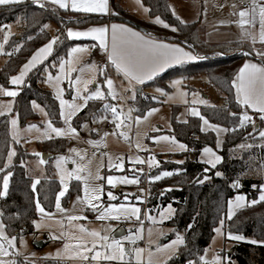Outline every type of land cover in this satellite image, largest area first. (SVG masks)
<instances>
[{
	"label": "trees",
	"instance_id": "1",
	"mask_svg": "<svg viewBox=\"0 0 264 264\" xmlns=\"http://www.w3.org/2000/svg\"><path fill=\"white\" fill-rule=\"evenodd\" d=\"M110 2L112 21L126 23L143 32L156 35L170 32L168 35L172 37H163L185 44L204 57L197 62L167 70L145 84L144 88L157 87L168 92L169 81L175 77L187 79L203 76L210 86L219 90L223 100L228 101L226 109L220 105L201 108L202 117L228 130L219 152L222 161L215 168L198 161V156L204 147H215V134L201 131L200 117H189L185 122H178L173 117L171 134L177 141L187 146V151L168 154L166 158L159 155L158 166L149 173V176L159 175L164 171L173 173L158 181H151L147 200L150 210L171 204L175 213L167 225L185 235V243L180 246L168 264H187L190 260L199 263V257L209 247L215 235L214 229L226 216L227 202L237 194L245 195L249 201L257 200L261 185H264V175L259 179L249 176L248 161L251 153L244 151L239 155L245 146L255 143L252 129H256V133L260 131L264 119H260L257 127L256 124L240 126L243 108L237 102L235 89L231 85L244 60L249 57L237 52L243 49L253 54L251 47L242 41L208 43L198 22L183 23L172 13L171 0H141L148 8L151 18L160 17L169 27L137 19L123 7L122 0H110ZM71 19L75 20L68 21ZM104 21H107L106 16H85L60 9H43L30 1L0 7V42L1 31L7 24H19V28L24 25L21 32L12 35L5 45L8 58L5 65L0 68V84L4 87H9L10 78L19 72L35 51L50 41L51 35L44 26L51 22L58 27V39L51 56L29 74L21 93L15 99L14 113L18 115L21 126L38 121V116L32 109V101L45 108L52 123L61 124L59 103L52 92L43 86L45 74L47 71L55 73L57 65L77 43L68 39L66 27L85 28ZM173 28L176 31H173ZM106 102L113 103L109 97L103 100H89L84 110L74 118L75 127L80 128L83 123L91 122L101 115L105 110L103 106ZM159 104L158 100H154L150 94L142 91L134 101L136 114H143ZM11 141L8 117H2L0 118V168H4V171L0 172V189H2L3 176L8 172L12 175L9 177L7 194L0 197V218L7 234L19 237L33 232V221L37 218L35 206L37 198L45 210L54 209L60 185L50 161L53 155L66 151L68 142L65 139H51L39 144L40 151L51 157L46 162V175L39 180L34 192L33 179L28 175L24 164L35 156L18 145L14 163L5 168ZM260 152L259 156H262L259 158L262 162L264 147ZM180 161L183 163H178ZM205 168L208 169L207 172L204 171ZM216 172H220L221 175L217 176ZM205 176L208 179H204ZM233 182H238L239 186L233 187ZM193 221L195 223L192 225ZM228 232L243 235L251 240H264V201L238 210L235 216L225 223V233ZM228 257L237 264H264V244L234 243L228 252Z\"/></svg>",
	"mask_w": 264,
	"mask_h": 264
},
{
	"label": "rangeland",
	"instance_id": "2",
	"mask_svg": "<svg viewBox=\"0 0 264 264\" xmlns=\"http://www.w3.org/2000/svg\"><path fill=\"white\" fill-rule=\"evenodd\" d=\"M240 1L241 0H171L170 5L172 13L179 20L183 21V23L198 22L205 34V40L208 43H210L211 41H242L249 44L252 53L264 61V43L260 42L258 39V33L260 31L259 19L257 18L254 27L250 25H244L242 29V27L237 23V21L239 20V16L236 14L238 13V5ZM258 2H261V0H258ZM122 3L123 7L133 16L134 14L132 12L137 11L138 8L142 10H145L147 8L143 5L141 0H139V2H137V0H122ZM233 5H235V7H233ZM46 25L47 27L44 28L47 32L50 33L51 38L56 37V31L58 29L57 25L51 22L47 23ZM157 25L163 26V24ZM17 26L19 27V24H7L5 26V28H7V33L5 34V36H7V41L12 35H17L19 32H21L24 25H21L20 28H17ZM245 32H252L253 34L257 35L256 42L253 43L252 39L244 34ZM168 33L170 32L160 33L159 36L172 37L171 35H168ZM5 36L0 42V44L3 45V49L0 50V68L4 65L6 59L8 58V54L5 51V45L7 43L5 42ZM17 49L18 47H16V50ZM258 53H260V55H258ZM237 54L248 56L249 52L241 49L237 52ZM77 56L78 59L73 65V67H75L77 71L71 72L69 77L73 81V83L69 84V78H66L65 81L60 83V88L63 89L62 98L69 103L83 104L84 101L81 99V97L90 95L92 92L96 91L97 87H99L100 90L105 93V97L109 96L108 88L104 81L106 78H111L114 82L113 87L117 93V98L113 99L111 96H109L113 100V103H106L117 106L118 111H123V113L130 116V119L125 121L126 124L130 125V128L125 129L122 127L120 129H116L115 124L112 120L111 112L106 110H104V112L96 119L92 120L91 122H85L81 125L80 128H77L73 123L74 118L84 110V108L86 107L85 106L79 112H77L70 121L71 126L77 130V133L75 135L67 134L62 137H57L55 133H49L52 137L51 139H65L68 142V146L64 153L52 156L50 165L52 166L55 177L59 182L60 191H62L64 187L61 184L60 171L56 167V160L60 156L71 157V159L68 160L64 165V167L68 171H71L78 165L83 167L84 171L80 174L85 177L87 176V173L89 171H91L93 175H95L97 170L99 171V175L105 178L109 175H128L131 177L135 169L142 168V173H135V175H138L140 178L139 185H117L115 188H113L106 183V179L90 181V183L93 184L104 185V195L102 196L101 200L105 205L109 203H126L138 206L141 209L140 221H136L135 218H133L132 220L122 219L120 221L97 220L95 217L98 213L90 210L85 206H82L77 202V197L83 196L84 181L77 180L74 177L71 179L65 177L68 188L65 192V195L63 197H60V204L61 207L66 209L67 211L65 213H60L57 211L54 205L53 210H45L46 213L52 214L51 218H42L41 214L36 211L37 218L35 221L41 223L43 226L37 229L34 225L32 233L15 237L16 239L14 248H10L7 242L4 241V246L5 248H8L9 255L0 257V259L15 261L16 264H49L48 262H52L50 264H127V261H83L80 259L71 258V252L64 251V244L70 243L72 241H69L67 237L62 236V232H76V229L69 227L67 216L82 215L86 216L87 219L73 221L72 223L82 224L89 229L97 230L106 229L110 225L112 231L108 234L116 239L134 234L138 229L142 228V232H140L142 238L137 239L134 244L130 243L127 240L122 241L125 249L129 252H131L132 249L136 247L144 249L142 259L139 264H148L149 252L152 253V264H168L169 261L174 257V255L178 252L180 246H182L184 243L175 245L174 251L171 247L164 251H157V248L164 245H170L171 241L176 239L177 234L182 236L184 239V234L175 231L172 227L167 225V222L174 216L175 211L170 215L169 218L164 219L161 222L160 212L166 209L171 204L167 206H159L152 210H150L147 206L149 187L151 183V181H149L148 179L149 173L151 172V170L155 169L158 166L152 165L151 167H149L148 160L149 157H154L158 162L159 155H163L164 158H166V155L168 154L170 155L183 153L186 152L187 149L182 150L178 147H174L168 141H154L152 138L164 136L174 137L171 134L173 117H175L178 122H185L189 117H195L194 115H192V109H196L200 114V107H208L206 105L221 106V103H223V99L219 96L220 92L213 86L207 87L206 84H199L197 78H192L190 82L185 83L182 77H175L169 81L168 85L170 87V90L168 92L157 87H155L154 89H152L153 87L144 89L145 92L152 93L154 95V99L158 100L160 104L149 108L143 114L133 115L131 106H135L134 101L137 97L139 88L131 87L126 84L123 85L120 80H114L110 75H108L106 71H102L103 74H101L100 71H97L95 73V79H92L93 73L88 69L87 66L94 64L96 68L100 70L99 64L103 61V59L92 53V50L90 49L83 54H77ZM82 67L84 68L83 72L79 71V69ZM58 69L59 64L56 67L55 73L47 71V73L45 74L43 86L46 89H49L46 84V80L49 74L54 77L57 74ZM77 77H80L81 81L91 80V83H87L86 90L83 83L79 85L75 83ZM203 78L206 79V77ZM174 81H180V83L174 84ZM23 85L24 82L21 85H10V87L8 88L14 91H19ZM78 87L81 89L79 96H77L76 91ZM193 87H195L196 89H190ZM158 89L162 91H158ZM51 91L53 92V90ZM53 93L56 96V90H54ZM205 95H208L209 97L208 102H206L207 99H204ZM0 101H12V111L10 113L0 115V118L8 117L9 133L12 140L9 151L11 150L15 153V155L12 157L11 163L8 164V167H10L14 163V159L17 154V146L21 145L30 154L35 156L24 164L28 175L33 179V182L44 178L46 175L47 166L45 162H40L41 156L44 153L40 151L39 144L51 140L43 135L44 131L47 128L46 122L50 120L48 114L47 116L44 115V112H46L45 108L37 102L36 104L40 106L39 108H34L32 105L33 111L38 116V121L36 123L29 124L36 125L37 128L29 129V125L21 126L18 115L14 113L15 97L13 98L0 95ZM58 103L60 106V102ZM153 108L157 109V111L153 112L151 115H148L149 110ZM41 109H43L44 112H42ZM247 114L249 117H251V119L255 116L256 119H259V121L262 115L251 113L248 111ZM138 116L141 117V122L139 123V125H137V123L135 122V118ZM145 116H147V119H144ZM104 117H107V119H105ZM13 118H16L18 120L16 139H13V127L11 125V120ZM245 123H247V121ZM52 124L54 127L65 129L67 128V125L64 123V120L62 118L60 125H55L54 123ZM253 125L255 126V123ZM108 127H111L112 132L117 134L113 135L112 133L111 135H109L106 131ZM252 130L254 133L255 143L245 146L242 149L243 151L241 150L239 155H242L244 151H248L251 153L248 161L250 166L249 176L259 179L264 175V160L261 162L259 158L262 156H259L261 153L260 150L262 149V147H264V137H261L259 133L261 131H264V125L257 133L255 131L256 129L253 128ZM121 131H126L128 139H124L119 136V132ZM106 133L108 135H105ZM90 142L96 143L93 144ZM177 142L181 143L179 141ZM137 143H140L141 148L136 147ZM213 148H217V146ZM70 149H76V152H70ZM98 149L103 151L104 155L101 156L97 154L96 151ZM37 153L41 155L38 156ZM77 153H79V155H77ZM118 155H122L124 157L123 170L109 168V156L113 158V163H117L118 161H116L115 157H117ZM137 156L140 157L144 161V163L133 164L129 161V157ZM73 160H75L76 163H73ZM257 161L260 162L257 163ZM7 163L8 155L5 164ZM260 165L261 167H259ZM140 189H144V191L141 192ZM108 191H112L114 195H116L117 200L109 201L107 197ZM125 193L129 194L128 200L126 201L123 198V194ZM137 196L142 197V199L137 200ZM82 207L84 208L83 211H81ZM171 207L172 209H174L172 205ZM149 215L155 217V222L147 218ZM224 220L225 218L223 219V221ZM0 222H2L1 218ZM218 227H221V225L219 224ZM4 232L7 237H13L7 234L5 227ZM221 232L223 233L222 235H219L215 232V235L209 247L205 249L202 256H205L206 259L211 260L215 255H220L221 257H227V260L223 261V264H237L235 261H232L228 257V252H230L233 243L228 239H225L227 236V234L225 233V229L223 230L221 228ZM77 234L79 233L77 232ZM132 255L134 257V253H132ZM130 264H138V262L133 258L131 259ZM195 264H201V262L199 261V263Z\"/></svg>",
	"mask_w": 264,
	"mask_h": 264
},
{
	"label": "snow or ice",
	"instance_id": "3",
	"mask_svg": "<svg viewBox=\"0 0 264 264\" xmlns=\"http://www.w3.org/2000/svg\"><path fill=\"white\" fill-rule=\"evenodd\" d=\"M19 0H0V5H9L13 3H18ZM34 2L41 8L44 7V4L41 0H34ZM52 4L58 5L62 9H68L71 7L73 11L83 12V13H102L107 14L109 11L108 8V0H50ZM139 2V0H137ZM235 7V5H233ZM145 11H148L145 9ZM239 20L237 23L242 27L244 25L255 26L257 18L259 19L260 31L258 33V39L260 42L264 43V3L258 2V0H253L252 7L241 9L238 13ZM183 22V21H181ZM155 23L163 24L164 27H169V25L165 24L164 21L160 19V17L155 18ZM44 27H47L45 25ZM176 31L175 28L172 29ZM109 33H110V43H109ZM249 38L252 39L253 43L257 40V35L252 32H245ZM68 38H82V37H90L93 40L99 41V46L103 50L108 53V60L112 65L115 66L117 72L122 73L123 76L128 80L129 86L133 84V82L137 84H143L146 80L153 79L159 72H162L164 69L176 65L181 64L186 61H195L200 59V57L193 55V53L189 51H185L184 48L175 45L164 43L162 41H157L155 39L146 38L145 35H142L140 32L135 31L134 29L124 25V24H111L97 26V27H89L84 31H74L72 29L67 30ZM58 38L53 37L49 43L45 44L41 48H39L31 58L22 66L21 71L18 75L12 76L10 78V83L12 85H21L24 82V77L27 73L34 68L37 64L41 63L53 50V44L56 42ZM5 42H7V36H5ZM3 49V45L0 44V50ZM18 50V49H17ZM87 47H73L68 52V59H62L60 62V74L55 77H52L49 74L48 80L49 82H54V86L56 87V96L60 102V116L64 120V123L67 125V128H59L54 127L51 120H48L47 128L44 131L43 135L51 139V135L49 133H55L57 137H62L67 134L75 135L77 130L71 126L72 117L79 112L83 107L86 106L87 101L90 99H105V93L100 90L99 87L96 88V91L92 92L90 95L82 96L81 99L84 101L83 104L77 103H69L65 101L63 96V89L59 87L62 79L69 78L71 72L77 71L73 65L76 63L78 56L76 54H83L87 52ZM260 55V53H258ZM65 65L68 66L67 71H65ZM88 69L93 73L92 79H95V73L100 71L103 74L102 70L96 68L94 64L88 65ZM79 71L83 72L84 68H80ZM73 81L69 78V84H72ZM75 83L77 85L83 83L86 85L87 83H91V80L81 81L80 77L76 78ZM104 83H106L108 88V95L113 99L117 98V93L113 87L114 82L111 78H106ZM174 84H179L180 81H174ZM232 87L235 89V98L237 102L244 108H252L259 112L261 115V119H264V64H257L251 62H245L242 67L236 73L234 79L231 81ZM77 96L80 95L81 89L77 88ZM158 91H162L158 89ZM17 91L11 90L0 85V95L7 97H16ZM134 98V97H133ZM204 102V101H201ZM32 105L34 108H39L40 106L36 104L35 101H32ZM104 109L106 111H110L112 114V120L115 124L116 129L130 128V125L126 124L125 121L130 119L128 114L123 113V111H118L117 106L111 105L108 103L104 104ZM12 111V101L3 102L0 101V115H4L5 113H10ZM44 112L43 109H41ZM131 111V110H130ZM157 111V109H150L148 115H151L153 112ZM192 115L199 116V112L196 109H192ZM44 115L47 116V113L44 112ZM235 115V114H233ZM123 117V118H122ZM107 119V117H104ZM147 119V116L144 117ZM204 121L205 125H208V121L201 117ZM251 117L248 116L245 111L240 118V126L243 127L246 121H249ZM135 122L137 125L141 122V117H136ZM11 125L13 127V139L17 137V125L18 120L13 118L11 120ZM86 126V125H85ZM213 128V130L219 131H227V129H219L218 126L208 125ZM37 128L36 125H29V129ZM235 130V129H233ZM117 133H113L116 135ZM105 135H108L107 133ZM261 137H264V131L259 133ZM119 136L128 139L126 131L119 132ZM154 141L164 140L168 141L174 147H178L179 149L186 150L187 146L178 143L175 140V137H153ZM95 144L96 142H90ZM219 143V142H218ZM137 148H141L140 143L136 144ZM70 152H76V149H70ZM15 155L14 151H9L8 153V163L5 164V168L8 167V164L11 163L12 157ZM38 156L41 154L37 153ZM79 155V153H77ZM201 155L206 159L203 160L204 163L211 165L213 168L216 167V164L221 161L222 157L216 155L214 150L211 147H204L202 149ZM71 157L60 156L56 160V167L60 171L61 174V184L64 186L63 190L60 191L56 197L55 207L58 212L65 213L67 210L61 207L60 197L65 195L67 191L68 185L65 177L68 179L75 178L77 180H83V196L77 197V202L82 206L89 208L90 210L98 213L96 215V219L100 221H109V220H132L135 218L136 221H140L141 209L138 206L126 203L113 204L109 203L105 205L101 198L104 195V185L103 184H93L90 181L94 180H104L106 179V183L113 188L117 185H139L140 178L138 175H135L136 172H143V169H135L133 175L130 177L128 175H109L106 178L99 175V171L97 170L96 174L93 175L91 171L87 173V176H82L80 173L84 171L83 167L78 165L76 168L68 171L64 165ZM117 163H113V158L109 156V168H115L118 170L124 169V157L122 155H118L115 157ZM129 161L133 164L136 163H144V161L140 157H129ZM41 163H44L43 157L41 156ZM76 163L75 160L72 161ZM149 167L152 165H158V162L154 157H149L148 160ZM178 163H183L180 161ZM4 168H0V172H3ZM205 172L208 171L207 168L204 169ZM173 173L169 171L161 172L159 175L149 176V181H158L163 177L171 176ZM12 175L11 172H8L2 178V189H0V197H3L7 194L9 187V177ZM217 176H220V172H216ZM204 179H208L207 176ZM203 182V181H199ZM39 183V180H36L32 184V189L35 192L36 185ZM238 182H233V187H238ZM141 192L144 189H140ZM129 194H123L124 200H128ZM107 197L109 201L117 200L116 195L112 191L107 192ZM137 200H141L142 197L137 196ZM246 197L244 195H236L234 200L228 201V213L227 216L231 219L233 215V207H241L245 202ZM259 201H264V185H261ZM257 200H252L250 203L255 204ZM35 206L37 211L41 214L42 218H51V213H46L44 207L41 206L39 199H36ZM84 208H81L83 211ZM175 210L172 209L171 205H169L166 209L160 212L161 222L164 219L170 217V215ZM149 220L155 222V217L148 216ZM86 220V216L82 215H68L67 221L70 228L76 229V232L64 231L62 232V236L67 237L70 243L64 244V251L71 252V258L80 259L83 261H121L130 264L131 259H135L138 264L142 259V254L144 249L136 247L133 248L131 252L125 249L123 240H127L130 243H135L137 239H141L140 232H142V228L138 229L136 233L130 234L129 236H123L120 239H116L111 237L108 233L112 231L111 226L109 225L106 229H89L82 224H73V221ZM142 223V222H141ZM33 224L37 229L41 228L43 225L38 223L37 221H33ZM62 224V221H61ZM224 224V221H220L221 227H217L214 231L222 235L221 228ZM5 225L0 222V257L8 256L9 251L8 248H5L4 241L7 242L10 248L15 247V237H7L4 232ZM77 232L79 234H77ZM103 232V234H102ZM227 238L235 241H243L245 237L243 235L233 234L232 232L227 233ZM184 239L182 236L177 234L176 239L171 241L170 245H164L157 248V251H164L168 248H173L178 244H183ZM252 244H264V240L257 241L251 240ZM134 253V257L132 255ZM59 255V253H58ZM152 253L149 252V261L148 264H152L151 261ZM227 260V257H221L220 255H215L211 260L206 259L205 256H200L199 261L201 264H223V261ZM0 264H16L15 261H7L4 259H0ZM188 264H195L194 261H188Z\"/></svg>",
	"mask_w": 264,
	"mask_h": 264
},
{
	"label": "crops",
	"instance_id": "4",
	"mask_svg": "<svg viewBox=\"0 0 264 264\" xmlns=\"http://www.w3.org/2000/svg\"><path fill=\"white\" fill-rule=\"evenodd\" d=\"M28 1L33 2V4H34L35 6L39 7V6L34 2V0H19L18 3H25V2H28ZM41 2L44 4L43 9H46V8H53V9H58V10L60 9V10H63V11H71V12H74V13L83 14V15H85V16H87V15H99V16H106V17H107V21H104V22L99 23V24H96V25H91V26H88V27H85V28H78V27H74V26H68V27L65 28L66 36H67V30H68V29H72V30H74V31H84V30H87L89 27H97V26H103V25H109V26H110V25L113 24V23H115V24H124V25H126V26H128V27L134 29L135 31L140 32L142 35H145L146 38H151V39H155V40H157V41H162V42H164V43H169V44H175V45H178V46L184 48L185 51H189V52L193 53V55H196V56L200 57V59L195 60V61H186V62L181 63V64L172 65V66H170V67L164 69L162 72H159V73H158L153 79H151V80H146L143 84H137V83L133 82V84L131 85V87H137V88H139V89H138V93H137V95L142 91V92L145 93V94H150V95L154 98V95H153L152 93H150V92H145V91H144V89H148V88H146V87L144 88V85H145V84H147V83L153 81L155 78H157L158 76H160L161 74H163L164 72H166L167 70H169V69H171V68H173V67L181 66V65H184V64L192 63V62H197V61H199V60H201V59L204 58V57L201 56L199 53H197L196 51H194L192 48H190L189 46H187V45H185V44L178 43V42H176V41L166 39V38L161 37V36L156 35V34L143 32V31H141V30L135 28L134 26L129 25V24H126V23L112 21V20L110 19V16H111V14H112V6H111V2H110V0H108V8H109V11H108L107 14H102V13H83V12L73 11V10L71 9V7H69L68 9H62V8H60L58 5L52 4V3L50 2V0H41ZM18 3H13V4H18ZM9 5H10V4H9ZM1 6H6V5H0V7H1ZM40 8H41V7H40ZM146 9L148 10V8H146ZM240 10H241V9L238 8V12H239ZM138 12H139V13H138ZM132 13H133L134 16L137 17V19H139V20L141 19V20H143V21H148V22H153V23H155V18H151L150 14H149V10H148V11H145V10H142V9L138 8L137 11H133ZM73 20H75V19H71V20H68V21H73ZM155 24L157 25V23H155ZM159 26H160V25H159ZM17 28H19V27L17 26ZM2 38H4V37H2ZM56 38H58V36H57V31H56ZM9 39H10V38H9ZM9 39H8V40H9ZM52 39H53V38H51L50 41H51ZM68 39L77 42L76 45H74L73 47H87V49H88V50H89V49L92 50V53H94L96 56L101 57V58L103 59V61H102L100 64L105 63L106 61H108V53H107L105 50H103L102 48H100V46H99V41L93 40V39H91L90 37L71 38V39L68 38ZM56 41H57V40H56ZM209 41H211V40H209ZM7 42H8V41H7ZM212 42H213V43H212ZM48 43H49V42H48ZM109 43H110V33H109ZM210 43H211V44H220V43H232V42H214V41H211ZM54 45H55V43L53 44V49H54ZM73 47H72V48H73ZM35 52H36V51H35ZM35 52H34V53H35ZM52 52H53V50H52ZM52 52L47 56L46 59H44L41 63L37 64L34 68H32V69L27 73V75L24 77V84H25V81H26L27 77L29 76V74H30L35 68H37L39 65H41L42 63H44V62H45V61L51 56ZM34 53H33V54H34ZM76 55H77V54H76ZM248 56H249V57H248L247 59L244 60L243 64H244L245 62L257 63V64H264V61H263L262 59L258 58L257 56H255L254 54H249ZM66 57L68 58V55H67ZM66 57H65L64 60H67ZM30 58H31V57H30ZM6 61H7V59H6ZM6 61H5V63H6ZM5 63H4V65H5ZM109 63H110V70L107 72L108 75H110L114 80H117V81L120 80V81L123 83V85H125V84H126V85H129L128 80L123 76V74L117 72V70L115 69V66L112 65L110 61H109ZM100 64H99V66H100ZM243 64H242V66H243ZM4 65H3V66H4ZM3 66H2V67H3ZM242 66H241V67H242ZM2 67H1V68H2ZM67 68H68L67 65H65V71H67ZM21 69H22V67L20 68L19 72L21 71ZM19 72H18L17 74H15V75H18ZM58 74H60V63H59V69L57 70V74H56L55 76H57ZM15 75H13V76H15ZM55 76H54V77H55ZM48 77H49V76H48ZM193 78H197L198 81H199V84H206L207 87L210 86V85L208 84L207 79H204L203 76H201V77H193ZM182 79L184 80L185 83H187V82H190L192 78H187V79H186V78H182ZM65 80H66V78L62 79L61 82L65 81ZM46 84H47V87L49 88L48 90H50V91L53 90V92H54V90L57 91L56 87L54 86V82H49L48 78H47V80H46ZM0 85H1V84H0ZM10 85H12V84L10 83ZM23 86H24V85H23ZM23 86H22V88H23ZM9 87H10V86H9ZM59 87H60V85H59ZM188 87H189V86H188ZM6 88H8V87H6ZM22 88H21L19 91H17V93H18L17 96L21 93ZM151 88H152V87H151ZM154 88H155V87H153L152 89H154ZM190 89H192V90L194 89V90H195L196 88L193 87V88H190ZM51 92H52V91H51ZM53 92H52V94H53V96H54L55 99H56L57 97L54 95ZM17 96H16V97H17ZM219 96L223 99V96L221 95V93H220ZM16 97H15V99H16ZM106 97H109V96H106ZM106 97H105V98H106ZM109 98L111 99V97H109ZM208 98H209L208 95H205L204 99H207L206 102H208ZM56 100H57V99H56ZM91 100H97V99H91ZM111 100H112V99H111ZM154 100H156V99H154ZM57 101H58V100H57ZM112 101H113V100H112ZM223 101H224V100H223ZM58 102H59V101H58ZM221 104H222V103H221ZM205 105H206V104H205ZM206 106L211 107V106H213V105H206ZM201 108H202V107H200V115L198 116V117H200V118L202 117V116H201ZM242 108H243V113H244L245 111H246V112L248 111V112H251V113L260 114L259 112H257L256 110H254V109H252V108H244V107H242ZM195 117H197V116H195ZM203 118H204V117H203ZM204 119H206V118H204ZM206 120H207V119H206ZM253 120H256V123H255V124H256V127H257V126H258V123H259V119H256L255 116H254L251 120L247 121V123H245V124H252ZM207 121H208V120H207ZM208 125H215V126H218L219 129H226V128L220 126V125L213 124V123H211V122H209V121H208ZM208 125H205V124H204V121L201 119V131L204 132V133L213 132V133L215 134V136H216V144H215V147L217 146V148H213V147H211V148L214 150V152L216 153V155H218V156L221 157V155L219 154V152H220L221 149H222V145H223V142H224V140H225V137H226V134H227L228 130H227V131H222V130H221V131L217 132L216 130H213V128L209 127ZM218 142H219V143H218ZM201 153H202V151H201ZM201 153H200L199 156H198V161L201 162V163H203V164H206L207 166L212 167L211 165H209V164L203 162V160L206 159V158L203 157V156L201 155ZM221 161H222V159H221ZM221 161H220V162H221ZM220 162H218L217 164H219ZM217 164H216V165H217ZM237 195H243V194H237ZM259 195H260V194H259ZM235 196H236V195H235ZM235 196H234L232 199H230V200H234ZM244 196H245V195H244ZM245 197H246V196H245ZM257 201H258V202H262V201H259V196H258ZM250 202H251V201H249L248 198L246 197V200H245V202L243 203V205H242L241 207H235V206H234V207H233V215H232V217L235 216V214L238 212V210H240V209H242V208H244V207H246V206L254 205V204H251ZM258 202H257V203H258ZM255 204H256V203H255ZM227 213H228V202H227L226 216H225L224 224H223V226H222V229H223V230L225 229V223H226V221L229 220V218H228V216H227ZM232 217H231V218H232ZM194 223H195V221L192 222V225H193ZM225 239H228L227 236H226ZM228 240L231 241V242L233 243V245H234V243H239V242H241V243H249V244H252V243H250L251 239H247V238H245V240H243V241H235V240H231V239H228ZM184 243H185V235H184ZM253 245H262V244H253Z\"/></svg>",
	"mask_w": 264,
	"mask_h": 264
},
{
	"label": "built area",
	"instance_id": "5",
	"mask_svg": "<svg viewBox=\"0 0 264 264\" xmlns=\"http://www.w3.org/2000/svg\"><path fill=\"white\" fill-rule=\"evenodd\" d=\"M261 2L264 3V0H261ZM252 5H253V0H241L239 2V5L238 6H239L240 9H245V8H249L250 9L252 7ZM6 33H7V28L4 27L2 29V31H1V34H2L1 36L4 37ZM99 68L102 71L108 72L110 70L109 60L106 61L105 63L100 64ZM221 107L223 109H226L228 107V101L227 100H224L223 103H222V105H221ZM131 110H132V114L135 115L136 114V112H135V106H131ZM254 123H256V120H253L252 124H254ZM106 131H107V133L109 135H111L113 133L111 127H108ZM96 152H97V154H99L101 156L104 155L103 151H101L99 149Z\"/></svg>",
	"mask_w": 264,
	"mask_h": 264
},
{
	"label": "water",
	"instance_id": "6",
	"mask_svg": "<svg viewBox=\"0 0 264 264\" xmlns=\"http://www.w3.org/2000/svg\"><path fill=\"white\" fill-rule=\"evenodd\" d=\"M43 160L46 163L48 161V159L51 157V155L49 154H42Z\"/></svg>",
	"mask_w": 264,
	"mask_h": 264
}]
</instances>
